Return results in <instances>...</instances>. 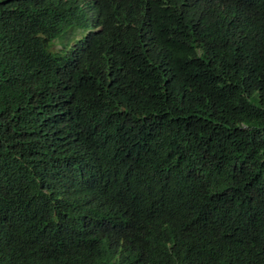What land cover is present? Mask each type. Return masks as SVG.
<instances>
[{
	"label": "trees",
	"instance_id": "16d2710c",
	"mask_svg": "<svg viewBox=\"0 0 264 264\" xmlns=\"http://www.w3.org/2000/svg\"><path fill=\"white\" fill-rule=\"evenodd\" d=\"M71 3L0 0V264H264V0Z\"/></svg>",
	"mask_w": 264,
	"mask_h": 264
},
{
	"label": "clouds",
	"instance_id": "9594fccd",
	"mask_svg": "<svg viewBox=\"0 0 264 264\" xmlns=\"http://www.w3.org/2000/svg\"><path fill=\"white\" fill-rule=\"evenodd\" d=\"M63 1V0H61ZM72 2L69 6H74L80 0H65ZM76 6V5H75ZM45 42H48L46 39ZM56 49H60L57 45ZM69 198V197H68ZM92 207V205H89ZM87 206L85 210H87ZM21 214L26 211L21 210L20 206L17 209ZM14 239L13 234L10 240ZM96 239H101L98 243L91 245L87 251L83 250H66L55 258H48L46 256H37L27 259L26 264H125L131 256L138 260L135 249L131 243L125 239H118L106 232H100ZM61 244L60 247H63ZM70 254H73L72 257ZM1 264H16V262H5Z\"/></svg>",
	"mask_w": 264,
	"mask_h": 264
},
{
	"label": "rangeland",
	"instance_id": "374dc122",
	"mask_svg": "<svg viewBox=\"0 0 264 264\" xmlns=\"http://www.w3.org/2000/svg\"><path fill=\"white\" fill-rule=\"evenodd\" d=\"M80 35V34H79Z\"/></svg>",
	"mask_w": 264,
	"mask_h": 264
}]
</instances>
